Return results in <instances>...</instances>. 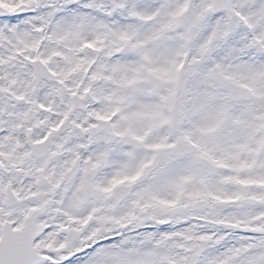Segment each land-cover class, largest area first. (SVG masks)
<instances>
[{"label":"snow or ice","instance_id":"1","mask_svg":"<svg viewBox=\"0 0 264 264\" xmlns=\"http://www.w3.org/2000/svg\"><path fill=\"white\" fill-rule=\"evenodd\" d=\"M0 264H264V0H0Z\"/></svg>","mask_w":264,"mask_h":264}]
</instances>
